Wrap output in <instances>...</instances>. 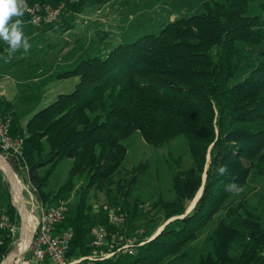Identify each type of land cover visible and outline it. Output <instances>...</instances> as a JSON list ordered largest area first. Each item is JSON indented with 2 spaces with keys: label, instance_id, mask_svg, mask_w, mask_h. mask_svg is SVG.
<instances>
[{
  "label": "trees",
  "instance_id": "obj_1",
  "mask_svg": "<svg viewBox=\"0 0 264 264\" xmlns=\"http://www.w3.org/2000/svg\"><path fill=\"white\" fill-rule=\"evenodd\" d=\"M250 1H207L199 12L166 23L158 33H145L104 55L82 59L61 73L78 76L74 88L58 93L25 125L22 157L31 179L40 180L39 169L49 165L47 181L56 164L69 157L72 166L62 186L75 173L87 172V186L104 187L126 156L121 140L134 131L153 145L186 136L192 163L173 174L175 198L160 199L159 204L167 220L175 218L129 255L130 264L186 257V245L231 195L239 194V202H228L227 213L218 220L213 250L198 264H264V224L241 189L253 169L264 171V60L233 83L239 68L237 43L264 44V1L262 14L250 12ZM34 151L44 154L34 159ZM222 166L227 168L224 175L218 171ZM233 184L237 191L228 190ZM201 188L186 213L187 202ZM84 198L77 213L61 223L74 229L71 256L92 251L91 244L83 242L88 232ZM125 199L122 208L130 226L137 204L130 211ZM6 211L13 224L16 209L8 204ZM0 238L1 262L13 249L12 231H0ZM235 243L243 246L235 249Z\"/></svg>",
  "mask_w": 264,
  "mask_h": 264
},
{
  "label": "rangeland",
  "instance_id": "obj_2",
  "mask_svg": "<svg viewBox=\"0 0 264 264\" xmlns=\"http://www.w3.org/2000/svg\"><path fill=\"white\" fill-rule=\"evenodd\" d=\"M207 1L214 0H28L32 5L40 6L41 15L46 7L57 10L58 13L51 20L40 19L39 23H34L31 15L26 12L22 17H13V21L17 18L22 20V30L31 47L27 52L23 48L17 50L7 61L5 57H8V45L0 39V82L7 84L9 95L17 102L3 105L0 101V109L11 117V133L14 138L22 139V151L28 132L24 130L26 124L21 125V120L51 103L56 98V93L71 91L78 81V76L63 77V71L75 68L82 59L106 54L120 42L133 41L149 32L158 33L166 23L199 12ZM262 1L264 0L250 1L252 14H262ZM73 4L81 5L73 10ZM237 47L239 68L233 83L244 79L259 61L264 60V44L240 41ZM44 96L48 97L45 104L42 103ZM35 102L42 104L32 106ZM121 142L127 148L126 156L119 169L106 180L104 187L97 184L87 186V172L75 173L72 179L62 186L72 166V159L69 157H63L56 164L47 181L49 165L39 169L41 178L34 181L28 174L24 157L7 150L1 142L0 154L6 158L18 180L20 179L18 191L23 195L24 204L33 216L34 224L42 206L56 204L59 200L67 202L68 212L65 219L73 217L77 213V205L85 196L83 202L88 232L83 242L91 244V229L99 224L124 233L125 238L148 240L160 227L175 218L174 216L167 220L159 204L160 199L170 201L175 198L172 187L173 174L192 163L187 138L178 135L162 145H153L146 142L139 131H134ZM45 148H48L46 143ZM43 154L34 151V159H39ZM209 159L208 154V163ZM50 169L49 167L48 170ZM259 172L257 168L253 169L241 189L244 191L247 205L260 215L264 224V171ZM40 181L43 186L41 196L37 188ZM124 196L130 211L137 204V215L130 226L125 221L123 226L115 228L109 223L106 206L115 205L122 208ZM239 196L241 195H231L224 207L201 230L199 236L186 245V257H171L163 264H198L199 259L206 257L213 250V234L218 220L227 213L226 205L231 201H234V205L237 204ZM195 198L187 202L186 213L193 209ZM19 202L16 201L11 182L0 168V209L6 211L8 204H11L17 212L13 223L12 250L23 240L26 232ZM122 211L126 217L123 208ZM242 246L243 243H235V249ZM23 250L16 253V257L20 256ZM129 255L131 254L127 252L120 253L110 264H130ZM7 256L0 264H3ZM27 259L31 263L34 260L31 243L21 256V261L14 264H22Z\"/></svg>",
  "mask_w": 264,
  "mask_h": 264
},
{
  "label": "built area",
  "instance_id": "obj_3",
  "mask_svg": "<svg viewBox=\"0 0 264 264\" xmlns=\"http://www.w3.org/2000/svg\"><path fill=\"white\" fill-rule=\"evenodd\" d=\"M24 4L26 5L24 12L31 15L30 18L34 23H39L42 18L47 21L51 20L58 13L57 10L46 7L44 14L41 15V8L38 4L32 5L28 0H24ZM10 122L11 117L0 109V142L7 150L22 156V139L12 136ZM106 210L111 226L115 228L123 226L126 217L121 207L108 205ZM67 212V202L63 200L41 207L31 239L34 260L31 263L27 259V264H95L96 262L110 264V261L116 260L120 253L133 254L135 248L137 249L139 245H143L147 241V239L138 240L136 237L125 238L124 233L99 224L91 229L92 251L86 255L71 256L68 253L74 237V229L72 226H61ZM6 229L14 231L7 211L0 209V231ZM1 243L2 239L0 238Z\"/></svg>",
  "mask_w": 264,
  "mask_h": 264
},
{
  "label": "clouds",
  "instance_id": "obj_4",
  "mask_svg": "<svg viewBox=\"0 0 264 264\" xmlns=\"http://www.w3.org/2000/svg\"><path fill=\"white\" fill-rule=\"evenodd\" d=\"M25 7L24 0H0V39L8 45L6 61L17 50L23 48L27 52L31 47L22 30V20L17 18L13 21L12 19L13 17H22ZM218 171L220 175H224L227 168L222 166ZM228 190L237 191L238 189L233 184L229 186Z\"/></svg>",
  "mask_w": 264,
  "mask_h": 264
},
{
  "label": "bare ground",
  "instance_id": "obj_5",
  "mask_svg": "<svg viewBox=\"0 0 264 264\" xmlns=\"http://www.w3.org/2000/svg\"><path fill=\"white\" fill-rule=\"evenodd\" d=\"M0 168L4 171L7 178L11 182V186H12V189L14 191L16 201H20L18 204L21 205V209L23 211V220H24V226H25V231H26L24 233L23 240H21L18 243L17 247L8 254V257L6 258L5 262L3 263V264H14V262L21 261L20 258L18 259L16 257V253H19L23 249L25 250L26 248L29 247V245L31 243L32 236H33L34 229L36 227V224L33 223V216L26 209V205L24 204V198H23L22 193H20L18 191V187H19L18 182L20 179L18 180V177L13 172V170L11 169L9 164L7 163L6 158L2 154H0ZM24 250H23V252H24ZM20 256H21V254H20ZM22 264H27V263H26V261H23Z\"/></svg>",
  "mask_w": 264,
  "mask_h": 264
},
{
  "label": "crops",
  "instance_id": "obj_6",
  "mask_svg": "<svg viewBox=\"0 0 264 264\" xmlns=\"http://www.w3.org/2000/svg\"><path fill=\"white\" fill-rule=\"evenodd\" d=\"M37 75V74H35ZM32 75H30L31 77ZM45 76V75H44ZM29 77V78H30ZM40 77H42V75H40ZM47 84V83H46ZM46 84L44 86H46ZM58 93H61V92H58ZM57 95V93H56ZM47 98L46 96H44V101H42L43 104L47 103ZM0 101L3 105H8L9 103H17L15 99H13L10 95H9V90H8V87H7V84L5 85V83H2L0 82ZM42 103H39V102H35L32 106L36 105H40ZM49 103H47L46 105H48ZM17 105V104H16ZM42 106V105H41ZM45 106V105H44ZM39 109V108H38ZM37 110V109H36ZM35 112V111H34ZM33 115V114H32ZM32 115H29V117L27 116L26 118L22 119L21 120V125H25L27 123V121L29 120V118L32 116ZM24 121V123H23ZM162 227H160L161 229ZM159 229V230H160ZM159 230H157L155 233H157Z\"/></svg>",
  "mask_w": 264,
  "mask_h": 264
},
{
  "label": "water",
  "instance_id": "obj_7",
  "mask_svg": "<svg viewBox=\"0 0 264 264\" xmlns=\"http://www.w3.org/2000/svg\"><path fill=\"white\" fill-rule=\"evenodd\" d=\"M201 189H203V188H201ZM201 193H202V190H201L200 193L196 196L193 206L195 205V203H196L197 199L199 198V196L201 195ZM182 216H183V215H182ZM162 228H163V227H162ZM162 228H161V229H162ZM161 229H160V230H161ZM160 230H159V231H160ZM159 231H158V232H159ZM158 232H157V233H158ZM28 248H29V247H28ZM28 248H27V249H28ZM27 249H26V250H27ZM26 250H25V251H26ZM25 251L21 254V256L25 253ZM21 256H19V257H17V258L19 259V258H21ZM7 257H8V256H7ZM5 260H6V259H5ZM5 260H4V262H5ZM4 262H3V263H4Z\"/></svg>",
  "mask_w": 264,
  "mask_h": 264
}]
</instances>
